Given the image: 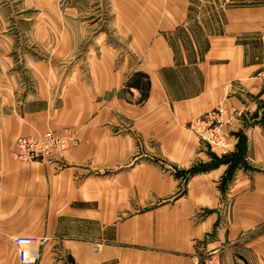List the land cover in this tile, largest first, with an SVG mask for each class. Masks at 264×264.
<instances>
[{
    "label": "crops",
    "instance_id": "1",
    "mask_svg": "<svg viewBox=\"0 0 264 264\" xmlns=\"http://www.w3.org/2000/svg\"><path fill=\"white\" fill-rule=\"evenodd\" d=\"M43 2L50 16L30 26L0 17V264H20L22 236L46 240L37 264H193L217 248L222 264H264V5L226 11L179 58L178 0H110L114 38ZM218 104L247 162L186 178L209 162L189 124ZM49 130L80 144L50 165L11 159L17 138Z\"/></svg>",
    "mask_w": 264,
    "mask_h": 264
},
{
    "label": "rangeland",
    "instance_id": "2",
    "mask_svg": "<svg viewBox=\"0 0 264 264\" xmlns=\"http://www.w3.org/2000/svg\"><path fill=\"white\" fill-rule=\"evenodd\" d=\"M43 1L50 2L51 6L56 8L55 10H57L59 16H66L65 13L72 11L70 9L74 7V11H72L74 13V23L84 26L91 37L92 34H102L104 37L109 38L115 37V28L111 24L114 13L112 12L110 0H0V17H5L7 24H10V26L13 22H16L14 20L16 17L29 18L27 25L30 26V24H34V20L37 18L50 16L51 9L46 8V4ZM186 5L188 6L187 20L183 21L179 26L172 25L170 31V48L172 54H177L179 58L180 52L190 48L191 44H193V41L189 38L190 34L195 37L197 42H199L198 40H203V50H205L208 44L206 42L208 37L215 32L220 33L222 31L220 28L225 22L226 11L232 10L233 7L264 5V0H187V2L178 0V4L174 6L175 8L171 9L172 15L175 16V9L177 8L182 15ZM186 28L189 30V34L186 32ZM13 29L11 28V30ZM31 47L34 48L35 46H29V48ZM179 74L177 71L170 73L171 80L174 81V78H178ZM187 76L189 74L182 77L187 79ZM191 76L199 79L198 73L196 75L191 74ZM228 113L230 114V111L223 104H218L213 110L203 114L189 124V130L196 136L200 146L208 149L209 162L207 164L204 163V165L200 164L195 170L185 174L186 178L195 173L207 172L221 164L230 165V169H232L230 175H234V173H237V169L244 165L241 164L247 162L246 157L250 154V151L245 134L242 132L243 135L237 136L238 133H235L234 136L237 140L232 141L225 132V126L229 122V119H226ZM233 113H236V111ZM49 133L60 137V139L54 138L53 143L49 142L48 147L39 152L22 153L14 145L11 151V159L26 165L35 163L50 165L60 158L66 150L78 147L80 144L77 132L74 130H68L63 133H55L49 130L45 133L28 137H41ZM64 139L65 143H63ZM234 148L235 150L232 152ZM15 149L32 160L30 162L22 161ZM40 239L46 243L45 239ZM239 244L240 241H237L234 245L238 248ZM99 245L96 244L93 247L94 252H100ZM65 260L66 264H71L68 259ZM236 261L238 264L242 262L237 255ZM193 264H222V249H205L202 254L194 256Z\"/></svg>",
    "mask_w": 264,
    "mask_h": 264
},
{
    "label": "built area",
    "instance_id": "3",
    "mask_svg": "<svg viewBox=\"0 0 264 264\" xmlns=\"http://www.w3.org/2000/svg\"><path fill=\"white\" fill-rule=\"evenodd\" d=\"M59 140L60 137L51 133L41 137H25L16 140L15 148L22 151V153L39 152L48 147L49 142L53 140ZM45 141V142H44ZM65 143V139L63 140ZM50 145V144H49ZM19 158L24 162H30L32 159L27 158L21 152L15 149ZM44 242L35 236H22L13 239V244L17 251L18 261L20 264H37L40 259V248ZM97 251V249H96Z\"/></svg>",
    "mask_w": 264,
    "mask_h": 264
},
{
    "label": "trees",
    "instance_id": "4",
    "mask_svg": "<svg viewBox=\"0 0 264 264\" xmlns=\"http://www.w3.org/2000/svg\"><path fill=\"white\" fill-rule=\"evenodd\" d=\"M129 84H130L131 87L138 88V89H140L142 91H147V88H146L145 84L142 82V77L139 74L138 75H134L132 77V79L130 80ZM195 169L196 168H194L193 170H195ZM68 260H69V262L71 264L73 263V260L70 257H68Z\"/></svg>",
    "mask_w": 264,
    "mask_h": 264
}]
</instances>
